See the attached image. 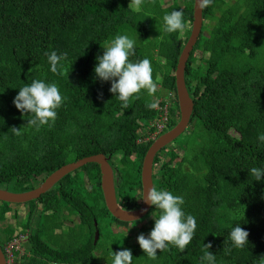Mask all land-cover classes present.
Listing matches in <instances>:
<instances>
[{"label": "trees", "instance_id": "trees-1", "mask_svg": "<svg viewBox=\"0 0 264 264\" xmlns=\"http://www.w3.org/2000/svg\"><path fill=\"white\" fill-rule=\"evenodd\" d=\"M130 2L0 0V187L29 190L61 165L103 153L112 169L117 203L125 210L140 206L141 165L154 140L149 135L158 114L146 104L158 100L163 105L166 97L161 91L175 98L168 106L167 125L156 136L178 121L174 72L190 34V29L184 36L180 31L166 32L163 17L182 10L184 23L191 25L194 0H143L140 8L128 7ZM117 34L136 41L130 60L148 58L154 80L161 78L153 96L141 90L128 108L109 91L111 81H101L94 72L102 45ZM51 51L67 53L62 63L69 75L50 71L45 53ZM36 79L56 83L66 99L51 127H25L17 136L10 129L27 125L32 117L21 113L13 101L19 88ZM184 81L194 107L189 132L178 146L180 166L165 152L152 179L158 190L182 196L184 212L196 218L197 228L186 249L181 252L170 244L157 250L156 259L149 258L137 237L150 234L159 209L151 205L144 216L130 222L115 218L101 195L99 165L88 162L42 193L35 200L41 208L34 203L18 221L17 232L16 225L2 227L10 209L9 203L0 201L1 250L5 253L17 233L26 235L23 254L13 251V264H113V252L124 249L131 250L133 264H207L201 257L203 244L209 243L215 264H260L264 177L256 181L250 169L264 168V142L258 139L264 134V0H212L202 10ZM166 147L156 153L153 164ZM39 173L45 176L41 181L35 177ZM70 215L78 220L66 226ZM13 216L17 219L16 210ZM238 223L249 232L243 248L229 240ZM224 249L230 251L226 254Z\"/></svg>", "mask_w": 264, "mask_h": 264}, {"label": "clouds", "instance_id": "clouds-1", "mask_svg": "<svg viewBox=\"0 0 264 264\" xmlns=\"http://www.w3.org/2000/svg\"><path fill=\"white\" fill-rule=\"evenodd\" d=\"M212 0H197L198 7L203 10L211 4ZM143 0H131L128 7L140 8ZM182 10H173L163 17L165 31L183 32L185 23ZM136 41L127 35L117 34L110 43L102 45L103 55L96 57L98 63L94 68L97 78L101 81H111L109 91L113 93L123 108H128L130 99L133 96L139 98L141 90H147L149 96H153L158 89L159 76L154 80L153 68L148 58L133 62L130 57L135 55ZM45 55L50 63V71L57 75H69L65 64L67 53L57 54L56 51L46 52ZM66 98L61 95L56 83H45L36 79L31 84H26L19 88L18 95L14 98L15 107L21 113H30L31 117L27 125L19 129L12 127L13 134L19 136L25 127H40L47 125L51 127L57 119V109H59ZM158 100H154L146 107L157 109ZM51 122V123H50ZM258 139L264 142V134H260ZM250 174L256 181L264 177V168L252 167ZM142 199L146 203L159 209V215L153 214L155 224L150 234L146 237L141 233L137 241L143 252L151 259H156L157 250L164 251L170 244L176 246L181 252L194 237L197 228L196 218L184 212L182 205L185 203L182 196L174 195L168 190H158L155 186L145 190ZM244 215V214H243ZM249 232L240 227L239 223L233 227L229 233V240L236 248H243L248 245ZM211 243L203 244L201 257L202 262L215 264V254L209 251ZM227 254L230 249H224ZM113 264H133L131 250L124 249L113 252ZM260 264H264V256L260 259Z\"/></svg>", "mask_w": 264, "mask_h": 264}, {"label": "water", "instance_id": "water-1", "mask_svg": "<svg viewBox=\"0 0 264 264\" xmlns=\"http://www.w3.org/2000/svg\"><path fill=\"white\" fill-rule=\"evenodd\" d=\"M192 15L193 19L191 23L190 34L180 52L174 72L176 96L180 113L179 119L172 128L161 133L152 141L143 156L140 172L142 194L144 190L145 193H147V190L153 186L152 165L156 153L161 148L171 143V141H173L186 129L193 111L194 103L186 89L184 81V71L186 61L193 48V45L197 40L202 26V10L198 7L197 0H194L193 2ZM88 162H95L99 165L100 188L102 191L103 200L108 211L115 218L121 221L130 222L141 218L148 212L151 205L149 203H146L145 200L142 199V197L140 206L134 210H125L117 203L112 169L107 161V157L103 153L92 154L63 164L59 168L51 172L49 175H47L38 186L29 190L12 192L6 188L0 187V201L8 203H23L38 198L42 193L50 189L64 175L72 172L73 170ZM97 238L98 230L96 229L94 231V242L97 240ZM0 264H6L5 256L1 248Z\"/></svg>", "mask_w": 264, "mask_h": 264}, {"label": "rangeland", "instance_id": "rangeland-1", "mask_svg": "<svg viewBox=\"0 0 264 264\" xmlns=\"http://www.w3.org/2000/svg\"><path fill=\"white\" fill-rule=\"evenodd\" d=\"M181 1H183V0H181ZM185 29H184V31L183 32H180L181 33V35L182 36H184L185 35V33H186V31L188 30V29H190L191 30V25H188V23H185ZM192 51V50H191ZM197 51H195V53H196ZM197 61V60H196ZM161 95H164L163 97H166V98H164V102L166 103H168V105H170L173 101H175V98L174 97H172V96H170V93H164L163 91H161ZM178 119H179V117H178ZM189 123H190V121H189ZM140 125H141V123H140ZM166 127V126H165ZM164 127V128H165ZM190 128V125L189 126H187L186 127V129L178 136V137H176L173 141H171V143H169V144H167V147H166V149L164 150V152L163 153H160V156H159V159H158V162L157 163H154L153 165H152V172L153 171H156L157 170V166H158V164L161 162V159H164L165 158V152H168L171 156H172V158H173V163H174V165H177V166H180V154H181V151L178 149V146H179V144H182L183 143V141L185 140V138H186V136H187V133L189 132V129ZM169 130V129H168ZM165 132V131H164ZM157 137V136H156ZM155 137V138H156ZM154 138V139H155ZM132 158H134V157H132ZM156 165V166H155ZM186 166V165H185ZM130 168V166L128 165V166H124L123 168H121L120 170H118V175H120V174H122V173H124L127 169H129ZM35 177H36V179L38 180V181H41V179H43L45 176L43 175V174H35ZM114 178V177H113ZM5 181V180H4ZM1 188H4V187H1ZM9 189V191H11V187H9L8 188ZM12 192H14V191H12ZM101 193H102V191H101ZM102 195V194H101ZM99 197H100V194H99ZM102 197H103V195H102ZM8 203V202H7ZM34 203H36L37 204V208L39 209V208H41V204H38L35 200H31V201H27V203L26 204H22V205H18V204H15V203H9V212L7 213V219L5 220V221H3L2 223H1V225H2V227H4V228H6V226L9 224V225H13V226H17L18 228H17V230H16V232L17 231H19V230H21V228H20V226L18 225V221H21L22 220V218H24V216H25V214L27 213V211H28V209H30L32 206H33V204ZM3 206V209L5 208V205H3V204H1V207ZM17 211V213H18V216H17V219H15L14 218V216H13V213H14V211ZM65 211V213L67 212V213H69V209H65L64 210ZM77 216L76 215H70V220H66L64 223H65V225L67 226V225H72L73 223H76L77 222ZM44 226V225H43ZM44 227H46V226H44ZM114 227V230H118V229H123L122 227H118V228H116L115 226H113ZM128 227L129 228H131V229H134V227L133 226H131V225H128ZM63 228H66L65 226H63ZM133 233H134V231H132ZM22 233V232H21ZM23 233H26V232H23ZM18 234V233H17ZM54 234H57V232L55 231V233ZM110 232H106V233H104V235H106V236H108V237H110ZM22 242V241H21ZM21 242H20V247L21 248H23V243L21 244ZM7 245V244H6ZM19 252H20V254L23 252V249L22 250H19Z\"/></svg>", "mask_w": 264, "mask_h": 264}, {"label": "built area", "instance_id": "built-area-1", "mask_svg": "<svg viewBox=\"0 0 264 264\" xmlns=\"http://www.w3.org/2000/svg\"><path fill=\"white\" fill-rule=\"evenodd\" d=\"M171 96V94H170ZM168 103H164L163 105H159L157 110L158 114L157 117L154 119L152 126L154 127L153 132L149 135V138H155L158 133H160L164 127L167 125L168 122ZM14 239H12L9 243H7L5 247V256H6V263L13 264L15 261V255L13 253L14 250H22L20 247V242L26 239V235L22 233H18ZM20 254V252H19ZM23 254V252L21 253ZM20 254V255H21Z\"/></svg>", "mask_w": 264, "mask_h": 264}, {"label": "flooded vegetation", "instance_id": "flooded-vegetation-1", "mask_svg": "<svg viewBox=\"0 0 264 264\" xmlns=\"http://www.w3.org/2000/svg\"><path fill=\"white\" fill-rule=\"evenodd\" d=\"M37 198L33 199V200H36ZM31 201V200H30ZM15 204H18V203H15ZM4 253V252H3ZM4 256H5V253H4ZM5 260H6V256H5ZM7 264V263H6Z\"/></svg>", "mask_w": 264, "mask_h": 264}]
</instances>
